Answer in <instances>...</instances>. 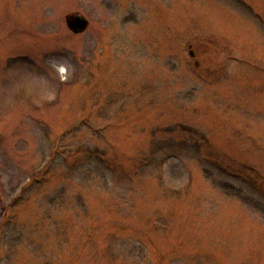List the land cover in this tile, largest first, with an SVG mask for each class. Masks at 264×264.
Segmentation results:
<instances>
[{"label":"rangeland","instance_id":"rangeland-1","mask_svg":"<svg viewBox=\"0 0 264 264\" xmlns=\"http://www.w3.org/2000/svg\"><path fill=\"white\" fill-rule=\"evenodd\" d=\"M0 264H264V0H0Z\"/></svg>","mask_w":264,"mask_h":264},{"label":"water","instance_id":"water-1","mask_svg":"<svg viewBox=\"0 0 264 264\" xmlns=\"http://www.w3.org/2000/svg\"><path fill=\"white\" fill-rule=\"evenodd\" d=\"M68 28L76 35L86 32L90 26V21L80 12H74L65 18Z\"/></svg>","mask_w":264,"mask_h":264},{"label":"flooded vegetation","instance_id":"flooded-vegetation-1","mask_svg":"<svg viewBox=\"0 0 264 264\" xmlns=\"http://www.w3.org/2000/svg\"><path fill=\"white\" fill-rule=\"evenodd\" d=\"M192 55H193V53H192Z\"/></svg>","mask_w":264,"mask_h":264}]
</instances>
